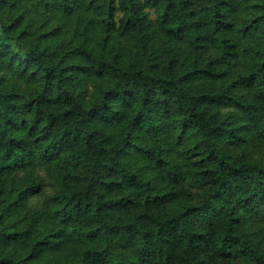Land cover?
<instances>
[{
	"label": "trees",
	"instance_id": "16d2710c",
	"mask_svg": "<svg viewBox=\"0 0 264 264\" xmlns=\"http://www.w3.org/2000/svg\"><path fill=\"white\" fill-rule=\"evenodd\" d=\"M41 5L46 10L56 7L68 19L77 10L100 12V23L110 37L119 31L137 38L140 55L123 62L121 54L114 60L107 51L97 53L95 46L88 45L84 64L78 63L79 49L73 43L28 42L26 29L16 31L28 10ZM142 5L157 11L165 45L173 48L175 56L166 58L169 52L164 55L161 38L157 40L160 50L152 52L148 50L151 38L145 40L149 35L138 37L141 29L149 31L152 26L143 24L149 15L141 11ZM21 7L26 10L11 20L0 17L2 42L28 52V60L19 65L26 67L24 72L35 65L33 75L40 77L43 89L36 96L20 97L0 87V179L7 181L15 173L28 178L35 167L54 176L62 170L69 176L82 167L89 177L85 188H57L50 211L29 208L23 213L31 197L42 196L43 183L13 189L0 207V247L8 249L0 252V264H39L45 251L57 250L68 239L89 248L78 264H88L90 259L101 264H173V237L182 245L175 264H223L199 255L208 235L193 228V218L203 224L215 220L223 224L213 239L216 256L223 262L245 258L251 264H264L260 234L264 231V161L253 158L254 150L264 147V0H0L3 13ZM243 7L248 18L239 14ZM118 12L124 14L119 26ZM92 22L97 26L96 20ZM181 40L195 52L192 60L175 50L174 42ZM211 51L219 57L216 65H223L225 71L215 72L212 62L201 65L199 58ZM244 52L253 64L237 70ZM1 54L10 56L11 63L18 59ZM61 61L67 64L61 67ZM92 69L109 75V82L97 101L87 105L73 90V81L82 70L89 74ZM207 77L215 81L214 87L195 86ZM223 105L236 113L222 114ZM171 112L177 114L183 130L194 132L186 168L197 190L194 201L152 219L146 230L137 217L120 220L114 211L139 204L149 209L166 201L170 193L160 190V182L138 175L125 158L131 148L144 151L166 171L165 179L179 186L184 176L166 158L161 135L162 117ZM122 120L131 131L124 136L103 134L105 124L117 126ZM133 130L144 133L147 147L137 144ZM121 190L136 199L117 193ZM13 211L19 215L10 220ZM253 212L258 213L262 229L256 234L238 232L245 215L249 216L246 222L251 221ZM121 240L135 241L136 255L123 254ZM90 244L98 247L93 250ZM10 248L14 250L9 252Z\"/></svg>",
	"mask_w": 264,
	"mask_h": 264
},
{
	"label": "rangeland",
	"instance_id": "374dc122",
	"mask_svg": "<svg viewBox=\"0 0 264 264\" xmlns=\"http://www.w3.org/2000/svg\"><path fill=\"white\" fill-rule=\"evenodd\" d=\"M141 7V11L149 15L148 20L144 21L143 24L146 25L148 22H150L152 26L149 31H144V29H141L142 33L136 32L138 37L143 39V36L145 38V33L149 35V37L145 40H149L151 38V44H149L148 50L152 52L160 50L157 40L161 38L160 43L164 48V55L166 56V54L169 52L166 58L168 56H175L176 52L173 50V48L169 44H167V46L165 45V40L163 37L164 30L159 26L160 19L158 18V13H156L157 11L150 9L149 7H143V5ZM24 10H26V8L21 7L19 10L13 11L12 13L9 11H4V13L0 11V17L5 18L6 16H9V19L11 20L12 16L16 17ZM248 13L249 12L246 11L245 7L239 9V14L242 15V19L248 18ZM75 15L76 16L71 19L64 18L63 14L58 11L56 7L46 10L45 7L41 5L39 8H37V10H28L27 16L16 32L26 29L30 35L28 42L32 44L37 43L40 41V39H43L42 42L44 44H53L54 46L61 43H73V46L76 49H79L78 54L76 55L78 58V63L80 62L79 60H81L84 64H86V59L84 56L88 45L95 46L94 48H97V53H99V51H107V54L110 53L114 60L121 54V56L124 58L123 62L133 56L140 55L139 51L141 46L139 45V40L137 38L133 39L127 35H121L119 31L114 32L112 37H110L111 34H108L107 29L104 28L103 24L100 23V12H94L92 10H77ZM122 19H124V14L122 12H118V17L116 19L118 26L120 25ZM93 20L97 21V26L93 24ZM88 28L90 29L88 32L89 36L85 34ZM1 32L2 29L0 27V87L4 91H13L20 97H31L38 95L39 92L42 91L43 86L41 85L42 81L40 77L33 75L34 71L37 69L36 66L31 64L32 67L28 68L27 72H24L26 67H21L19 65L20 62L28 60V52L26 50L19 49L15 43H3ZM153 33L155 34L154 39ZM152 44H154V46H152ZM174 48L176 51L181 50L182 56H188V59L192 60V58L196 56L195 52H191V48L188 47L184 40L175 41ZM4 50H7V52ZM2 52L8 53L9 55H16L18 59H14V62L11 63L10 56L5 57L3 54H1ZM166 58H164V60ZM217 58L219 57L216 52L211 51L208 54L202 55L199 59L201 61V65L203 66L209 62H212L214 65L211 68H213L215 72L225 71L223 65H216ZM230 59L233 60V57ZM240 59L241 60L238 62L239 65L237 66V70H239L240 66L242 65L245 66L246 64H253L251 56L245 52L241 55ZM66 64L67 62L62 63L61 61L60 66L62 67ZM83 70L81 75L75 77L73 81V90L80 94L83 102L88 105L97 101L101 91L106 88V85L109 82V75H104L103 72H95L93 69L91 72H89V74H82ZM210 79L211 78L207 77L206 81H196L195 86L201 87V85L206 84L209 87H214L215 81L210 82ZM240 92L242 94L244 93V91ZM19 104H22V102ZM220 111L222 114L236 113L234 108L226 107L224 105L220 107ZM177 118V114L173 112L165 117H162L161 124L164 131L161 135L166 149L165 156L169 161L176 165L178 169H180V173L184 176L183 181L179 186L174 187V184L165 179L167 178L165 176L166 171H164L163 168L157 166L144 151L134 148L129 149L125 158L126 162H128V167L147 180L157 182L158 184L160 182V190L166 194L170 193V195L166 201L160 203L159 205H154L149 209H145L139 204V206H133L114 211L117 217L120 216V220L126 219L128 221L130 218L137 217L139 224L148 230L151 226L152 219L159 218L162 215L171 212H175L177 209H180V207H183V204L189 201H194L193 196L196 193L197 187H195L194 184H191L194 182V180L191 179L190 175L187 174L189 170L186 168L188 160L187 158L190 159L193 151L192 145L194 141V132L190 129L183 130V128L178 123ZM102 126L103 125L101 124V127ZM102 129L103 134L112 135L113 133H117L121 136H124L126 133L132 130L130 124L127 121L123 122V120L118 122L117 126L105 124ZM133 132L135 133L134 138L137 144H139L141 148L147 147V140L145 139L144 133L139 130H133ZM254 151L255 156L253 155V158L264 161V147L260 146ZM59 164L61 163L55 164V167ZM43 169L44 168L42 167L33 168L28 172V178H26L23 173H15L7 181H5V179H0V207L3 206L5 202H7L4 201L7 198V195L14 193L13 189L16 187L26 186L31 182L43 183L45 186V191H43L41 197H31L27 204L28 208L23 213H27L29 208H33L40 212L50 211L51 204H53L52 196L56 194L57 188L59 187L76 186L85 188L87 185V178L89 175L85 172V170H83L84 168L82 167L73 171L69 176L66 175L67 170H62L61 175L58 174L57 176H54V174L50 175V172H47L46 169ZM51 169L53 170V167H51ZM173 188L177 190L176 193L173 192ZM128 191L132 192L130 189ZM117 193L123 195L125 194V196L127 195L135 198L128 192H122V190L117 191ZM14 212L15 211L12 212L13 214L10 220H12L13 217L16 219L19 215L17 214L18 212ZM242 213L243 212L241 211L240 214ZM247 215L244 217L245 223L243 222V224L239 225L237 231L243 232L244 230H248L250 232L253 231L256 234V232L262 229V224L257 222L256 219L258 217V213L253 212V216H251L252 220L248 222H246L249 218ZM26 225L27 222L24 223L22 227ZM192 226L196 231H204L208 235V240L201 242L199 246L198 251L200 256L209 258L216 262H221L223 264H251V262L245 258H240L235 261L230 260L223 262L216 256L213 239L215 240V238H217L219 232L222 229L223 224H221L220 221L215 220L210 221L207 224H203L201 219L193 218ZM260 234L261 236H264V231H261ZM173 238L176 244V248L173 250L175 257V262L173 264H175L179 260V256H181L182 245L177 242L176 237ZM255 240L260 239L257 238ZM262 243H264V237L262 239ZM121 244L122 246L120 251L123 254L130 256L136 255L137 245L135 241L125 242L124 240H121ZM18 247L21 250L24 249L21 244ZM97 247L98 246L96 244H90V248L93 250ZM12 250L14 249L10 248L9 252H12ZM86 250H89V248H84V245H77L71 239H68L65 242L63 241L57 250L53 252L45 251L38 262L39 264H78L80 259L86 257ZM0 252L4 254L8 253V249L0 247ZM74 261L75 263H73ZM88 264H101V262L99 260L90 259Z\"/></svg>",
	"mask_w": 264,
	"mask_h": 264
}]
</instances>
